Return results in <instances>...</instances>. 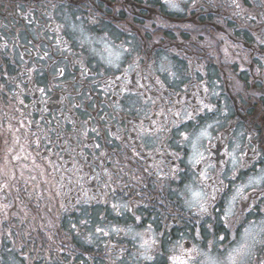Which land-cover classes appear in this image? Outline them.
Instances as JSON below:
<instances>
[{
	"label": "flooded vegetation",
	"instance_id": "obj_1",
	"mask_svg": "<svg viewBox=\"0 0 264 264\" xmlns=\"http://www.w3.org/2000/svg\"><path fill=\"white\" fill-rule=\"evenodd\" d=\"M212 254L264 261V0H0V264Z\"/></svg>",
	"mask_w": 264,
	"mask_h": 264
},
{
	"label": "rangeland",
	"instance_id": "obj_2",
	"mask_svg": "<svg viewBox=\"0 0 264 264\" xmlns=\"http://www.w3.org/2000/svg\"><path fill=\"white\" fill-rule=\"evenodd\" d=\"M219 256L218 255H216V254H212V255H208V259H207V261H205L207 264L208 263H212V264H215L216 262H217V258H218Z\"/></svg>",
	"mask_w": 264,
	"mask_h": 264
},
{
	"label": "snow or ice",
	"instance_id": "obj_3",
	"mask_svg": "<svg viewBox=\"0 0 264 264\" xmlns=\"http://www.w3.org/2000/svg\"><path fill=\"white\" fill-rule=\"evenodd\" d=\"M239 191H241V190H238V194H239ZM234 199H235V197H234ZM199 207H200V210H201L202 212H206V211H207V208L204 206V204H200ZM227 215H228V213H226V216H227ZM97 231H101V229H97ZM220 239L223 240L224 237H220ZM242 247H243V246H242ZM260 264H264V261H260Z\"/></svg>",
	"mask_w": 264,
	"mask_h": 264
}]
</instances>
